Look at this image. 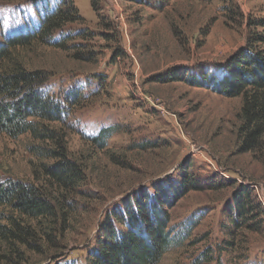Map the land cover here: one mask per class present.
I'll list each match as a JSON object with an SVG mask.
<instances>
[{
	"label": "rangeland",
	"instance_id": "1",
	"mask_svg": "<svg viewBox=\"0 0 264 264\" xmlns=\"http://www.w3.org/2000/svg\"><path fill=\"white\" fill-rule=\"evenodd\" d=\"M24 1L0 0V42L27 32L37 10L62 0ZM74 3L80 18L61 31L68 40L63 48L35 41L17 56L49 72L59 96L71 88L85 94L67 124H54L67 131L72 157L87 169L85 193L76 197L55 243L46 241L42 253L27 251L21 262L86 264L100 220L123 196L166 177L177 179L188 165L191 178L209 187L190 191L171 208L169 226L177 240L158 264H264V213L257 231L238 229L234 235L227 219L231 196L243 183L264 209V147L240 151L242 96L189 81L227 73L251 30L264 33V27H249L251 19L264 17V0ZM77 50L94 55L77 60ZM104 127L113 131L102 150L90 138ZM36 143L30 134L12 138L0 132V179L33 181L41 164L31 150ZM0 255V264H11L2 244Z\"/></svg>",
	"mask_w": 264,
	"mask_h": 264
},
{
	"label": "trees",
	"instance_id": "2",
	"mask_svg": "<svg viewBox=\"0 0 264 264\" xmlns=\"http://www.w3.org/2000/svg\"><path fill=\"white\" fill-rule=\"evenodd\" d=\"M36 12V23L29 24L27 32L7 35L0 42V132L12 138L30 134L40 141L31 146L41 162L33 181L0 179V244L7 249L11 264H23L27 251L42 253L46 241L55 243V233L65 231L67 215L74 209L76 197L85 193L82 185L87 179L85 165L71 155L67 131L54 127L56 122L68 123L65 120L71 118L85 94L71 88L59 96L49 85V72L30 68L17 56L19 49L35 41L63 48L68 40L61 31L77 22L80 12L74 0H62ZM254 26L264 27V17L251 19L249 27ZM263 45L264 33L251 30L243 50L229 61L227 73H205L189 79L196 86L228 97L242 96L238 131L242 152L264 147ZM90 55L94 54L77 50L75 59L87 60ZM112 129L102 128L90 138L91 143L105 149ZM187 166L177 179L166 177L123 196L121 203L100 220L86 264H158L177 240L169 226L171 208L190 191L209 187L191 178ZM228 205L227 219L236 228L233 235L238 229L239 233L259 229L258 219L264 209L251 185H238Z\"/></svg>",
	"mask_w": 264,
	"mask_h": 264
},
{
	"label": "built area",
	"instance_id": "3",
	"mask_svg": "<svg viewBox=\"0 0 264 264\" xmlns=\"http://www.w3.org/2000/svg\"><path fill=\"white\" fill-rule=\"evenodd\" d=\"M255 188H257V189H258V185H255ZM262 201H263V203H264V198H263V200H262Z\"/></svg>",
	"mask_w": 264,
	"mask_h": 264
}]
</instances>
